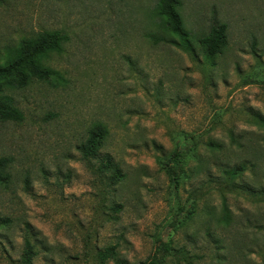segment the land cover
I'll list each match as a JSON object with an SVG mask.
<instances>
[{
    "label": "rangeland",
    "instance_id": "1",
    "mask_svg": "<svg viewBox=\"0 0 264 264\" xmlns=\"http://www.w3.org/2000/svg\"><path fill=\"white\" fill-rule=\"evenodd\" d=\"M155 3H0V63L23 39L66 37L47 63L65 82L10 92L24 119L0 122V157L11 160L0 264H24L26 239L30 264H264V0H182L194 40L227 27L213 63L194 40L186 52L148 38L161 36ZM95 124L108 130L98 158L125 174L114 187L81 159ZM240 165L236 185L221 183Z\"/></svg>",
    "mask_w": 264,
    "mask_h": 264
},
{
    "label": "trees",
    "instance_id": "2",
    "mask_svg": "<svg viewBox=\"0 0 264 264\" xmlns=\"http://www.w3.org/2000/svg\"><path fill=\"white\" fill-rule=\"evenodd\" d=\"M4 0H0V3ZM182 0H156L152 15L156 20L161 36L150 35L148 38L154 44H164L180 48L186 52H193L192 40L194 38L185 29L180 9ZM66 37L56 32H43L32 38L21 40L17 47L7 50L4 61L0 63V122L21 123L22 112L15 106L10 92L27 87L36 80L52 86L63 84L64 78L60 72L51 69L47 63L51 56L60 54ZM195 43L203 54V58L213 63L216 58L223 55L227 49V27L223 24L212 25L204 37L195 39ZM259 126L264 130V118L258 117ZM108 136V130L102 124H95L88 132L87 139L80 147L81 159L86 163L97 180L108 187L119 185L125 179V174L119 165L110 156L98 158L99 150ZM207 147L211 151H219L221 145L209 142ZM98 162V163H97ZM97 163V164H96ZM11 160L0 157V187H6L10 179L9 169ZM246 171L245 165L233 168H224L221 173L224 185H236V180L241 178ZM207 175V182H210ZM234 187V186H233ZM238 189L237 186H235ZM223 222L229 223V213L223 206ZM6 220H0V225H5ZM25 251L22 257L24 264H30L33 255V246L28 239L25 240ZM111 254L101 255L107 260ZM146 264H158L151 260Z\"/></svg>",
    "mask_w": 264,
    "mask_h": 264
}]
</instances>
